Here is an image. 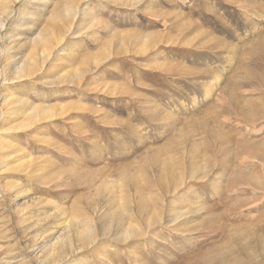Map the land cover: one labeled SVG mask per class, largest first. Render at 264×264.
Segmentation results:
<instances>
[{
	"label": "rangeland",
	"instance_id": "374dc122",
	"mask_svg": "<svg viewBox=\"0 0 264 264\" xmlns=\"http://www.w3.org/2000/svg\"><path fill=\"white\" fill-rule=\"evenodd\" d=\"M0 264H264V0H0Z\"/></svg>",
	"mask_w": 264,
	"mask_h": 264
}]
</instances>
